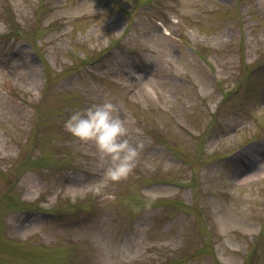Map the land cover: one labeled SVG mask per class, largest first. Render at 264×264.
Returning a JSON list of instances; mask_svg holds the SVG:
<instances>
[{
  "label": "rangeland",
  "instance_id": "374dc122",
  "mask_svg": "<svg viewBox=\"0 0 264 264\" xmlns=\"http://www.w3.org/2000/svg\"><path fill=\"white\" fill-rule=\"evenodd\" d=\"M264 0H0V264H264Z\"/></svg>",
  "mask_w": 264,
  "mask_h": 264
},
{
  "label": "bare ground",
  "instance_id": "6f19581e",
  "mask_svg": "<svg viewBox=\"0 0 264 264\" xmlns=\"http://www.w3.org/2000/svg\"><path fill=\"white\" fill-rule=\"evenodd\" d=\"M262 159L264 160V156ZM243 172H246L247 174H261L264 172V167L257 166L254 161H249V163L244 166Z\"/></svg>",
  "mask_w": 264,
  "mask_h": 264
}]
</instances>
